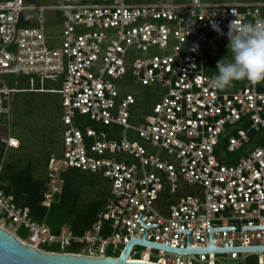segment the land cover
<instances>
[{"label":"built area","instance_id":"2783aa9c","mask_svg":"<svg viewBox=\"0 0 264 264\" xmlns=\"http://www.w3.org/2000/svg\"><path fill=\"white\" fill-rule=\"evenodd\" d=\"M28 11L35 26L20 28L19 17ZM54 11L63 17L49 33L47 13ZM234 19H264V0H61L56 7L0 1V122L6 131L0 176L8 151L20 145L10 128V77L56 76L61 143L48 159L42 206L49 209L61 194L60 175L67 170L109 182L105 210L82 234L68 225L52 233L1 189L0 229L47 255L117 260L128 241L143 238L145 228L136 222L141 211L145 227L159 226L147 229L145 241L179 250L187 248L186 234L174 230H193L189 248L204 249L209 227H264V144L233 164L223 162L224 152L247 146L252 133L264 138V84L220 91L206 73L213 53L228 49ZM141 88L158 99L135 117ZM212 245L264 246V230L213 232ZM127 260L264 264V252L180 255L132 245Z\"/></svg>","mask_w":264,"mask_h":264},{"label":"trees","instance_id":"16d2710c","mask_svg":"<svg viewBox=\"0 0 264 264\" xmlns=\"http://www.w3.org/2000/svg\"><path fill=\"white\" fill-rule=\"evenodd\" d=\"M2 1V0H0ZM27 7H56L61 0L40 1L24 0ZM221 1V0H214ZM257 1V0H256ZM260 1V0H259ZM34 12L28 11L20 15L18 26L31 28ZM63 15L59 11L47 13V32L59 29ZM232 60L228 49L220 48L213 53L206 68L207 75L212 78L218 75L217 63L223 58ZM247 80L233 82V85L223 91L234 92L245 87ZM60 78L53 77H24L12 76L9 87L13 97L14 126L20 125V133L15 135L19 139L18 149L8 151L0 176V189L5 195L13 197L16 206L27 208L29 216L34 222L45 221L52 233H58L63 225H68L74 234H82L96 221L97 215L105 210L109 197V182L100 174L67 170L61 173L62 192L56 197L49 209L42 206L43 193L46 184V167L50 155L57 154L61 143L60 125ZM264 84V81L260 82ZM261 86V84H260ZM264 86V85H263ZM259 90H263L260 87ZM135 95L138 99V114L145 115L151 104L152 95L149 88H141ZM38 111L34 100L39 97ZM137 110V108H136ZM138 118L133 119L139 120ZM41 121V123H39ZM45 134L46 147L43 151H35L33 141ZM264 144V138L257 133L251 134L250 143L236 153L224 152L223 162L233 164L249 151ZM56 145V149L51 147ZM226 140L221 139L220 149H225ZM4 151V144L0 142V158ZM25 236L23 230L20 231Z\"/></svg>","mask_w":264,"mask_h":264},{"label":"water","instance_id":"95a60500","mask_svg":"<svg viewBox=\"0 0 264 264\" xmlns=\"http://www.w3.org/2000/svg\"><path fill=\"white\" fill-rule=\"evenodd\" d=\"M143 211L136 222L140 223L144 228L143 238L141 240L128 241L122 255L119 259L111 258H86L75 257L70 255H47L39 252L31 247L23 246L14 237L8 234L6 231L0 229V264H152L142 261H129L127 260L128 253L132 245H140L150 247L156 250H163L176 254H213V253H239V252H264V246L259 247H238V248H213L212 245V233L221 231H243V230H264V227H232V228H210L209 227V244L208 248L204 249H190L189 248V235L193 230H174V233L186 234V249L179 250L155 243L145 241V235L147 229L157 227L158 225H152L145 227L140 218L143 215Z\"/></svg>","mask_w":264,"mask_h":264},{"label":"clouds","instance_id":"9594fccd","mask_svg":"<svg viewBox=\"0 0 264 264\" xmlns=\"http://www.w3.org/2000/svg\"><path fill=\"white\" fill-rule=\"evenodd\" d=\"M213 30L223 34L216 24ZM227 39L232 60L227 61L225 57L217 63L218 75L211 78V87L223 91L233 82L247 80L256 85L264 81V19H256L254 24L231 20ZM5 204L0 200V207Z\"/></svg>","mask_w":264,"mask_h":264},{"label":"rangeland","instance_id":"374dc122","mask_svg":"<svg viewBox=\"0 0 264 264\" xmlns=\"http://www.w3.org/2000/svg\"><path fill=\"white\" fill-rule=\"evenodd\" d=\"M40 1H48V2H54V1H50V0H40ZM229 1H233V0H228V2ZM235 1H242V0H235ZM35 2H37L36 4H38L39 2H38V0H36ZM39 98H40V96L39 97H37L35 100H34V102H33V105H35L36 106V108L38 109V111L39 112H41L42 110H41V108L39 107V102H38V100H39ZM150 98H152L151 99V101L152 102H155L158 98H153V97H150ZM147 111L149 110V109H146ZM39 123H41V121L39 122ZM11 134L15 137V135H17V134H19L20 133V125L18 126V125H15L14 126V121H12V124H11ZM5 133H6V131H5V128H4V125H3V123L2 122H0V141H1V138L5 135ZM41 138L39 139L38 138V140L36 139V140H34L33 142V148L32 149H34L35 151H43V150H45V148L44 147H46V141H45V134L44 135H41L40 136ZM16 138V137H15ZM19 140V139H18ZM51 149L52 150H55L56 149V145H53L52 147H51ZM48 251H50V249H47Z\"/></svg>","mask_w":264,"mask_h":264},{"label":"crops","instance_id":"0c3cea01","mask_svg":"<svg viewBox=\"0 0 264 264\" xmlns=\"http://www.w3.org/2000/svg\"><path fill=\"white\" fill-rule=\"evenodd\" d=\"M221 1H225V2H228V0H221ZM262 1V0H260ZM259 0H242V1H229L228 3H254V2H260Z\"/></svg>","mask_w":264,"mask_h":264},{"label":"snow or ice","instance_id":"6c2138e0","mask_svg":"<svg viewBox=\"0 0 264 264\" xmlns=\"http://www.w3.org/2000/svg\"><path fill=\"white\" fill-rule=\"evenodd\" d=\"M13 143H15V142H13Z\"/></svg>","mask_w":264,"mask_h":264}]
</instances>
